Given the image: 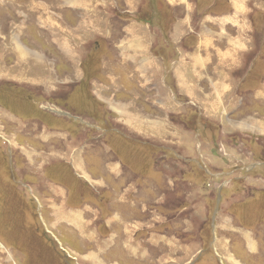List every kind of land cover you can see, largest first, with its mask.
<instances>
[{
  "label": "rangeland",
  "instance_id": "obj_1",
  "mask_svg": "<svg viewBox=\"0 0 264 264\" xmlns=\"http://www.w3.org/2000/svg\"><path fill=\"white\" fill-rule=\"evenodd\" d=\"M0 111V264H264V0H0Z\"/></svg>",
  "mask_w": 264,
  "mask_h": 264
},
{
  "label": "crops",
  "instance_id": "obj_2",
  "mask_svg": "<svg viewBox=\"0 0 264 264\" xmlns=\"http://www.w3.org/2000/svg\"><path fill=\"white\" fill-rule=\"evenodd\" d=\"M85 12H86V10H85ZM92 12H93V10H92ZM157 15V14H156ZM161 14L159 13V15L158 16H160ZM158 19H162V18H158ZM163 24L165 23V24H168V22L166 23V21L164 20L163 22H162ZM222 23V22H221ZM44 25V24H43ZM165 29V28H164ZM37 35H38V33H37ZM164 37V38H163ZM161 38H163V39H167V36H164V35H161ZM71 43H72V41H71ZM128 47V46H127ZM64 48H66L65 47V45H63L62 47H61V49L63 50ZM219 52V51H218ZM63 53L66 55V56H71V54H73V53H70V52H67V51H64L63 50ZM220 53V52H219ZM228 53V52H227ZM220 54H226V53H220ZM229 55H231L232 57H233V55L229 52L228 53ZM121 71V70H120ZM30 72H32V71H30ZM122 72V71H121ZM33 77H35V79L34 80H36L37 79V77L36 76H33V75H27L26 74V80H24V79H21L20 81H22V80H24V81H26V84L27 83H29L30 85H35V84H32V83H36V82H34V80L32 79ZM28 78L30 79V80H28ZM37 84H39L38 82H37ZM164 84V86L166 85L165 83H163ZM40 85V84H39ZM117 85H118V83H117ZM36 86V85H35ZM167 88H169V86L167 87ZM232 98V97H231ZM173 99V98H172ZM108 100V98H106L105 99V101L108 103V105H109V102L107 101ZM42 102V101H41ZM116 103H117V107H116V111L120 114V118H121V120H122V122H123V125H125L126 127H129L130 129L132 128V123H130L129 121H131V119H130V115L131 116H133V113H126V110L128 109V106L130 105L128 102H125V103H119L118 102V100L116 101ZM37 106H39L40 105V102L39 101H37L36 103H35ZM132 105H134V104H132ZM110 106V105H109ZM131 106V105H130ZM111 107V106H110ZM112 108V107H111ZM120 108V109H119ZM121 108L123 109V110H121ZM113 109V108H112ZM132 111H136V109L135 108H133L132 109ZM49 113H51V114H54V113H52V112H49ZM56 114H57V112H55ZM55 114V117H57L58 119H59V115H56ZM61 114H63V113H61ZM7 115H8V117H7ZM23 115H25V114H23ZM22 116V115H21ZM26 117H31L30 115H25ZM0 117H2V118H5V119H11V121L12 122H14L15 121V119H17L15 116H13L12 114H9V113H6L5 111H0ZM23 117V116H22ZM140 119L142 120V119H145L144 117L142 118V116L140 115ZM20 121V124L18 125V129H20L21 130V128H22V126L24 125L22 122H21V119H17V121ZM55 120H56V118H55ZM145 120H147V119H145ZM36 123V122H35ZM15 126H17V125H15ZM101 126V125H100ZM102 126H105V125H103L102 124ZM67 131L65 130V131H58V130H53V129H48V127L46 126V124H41L40 125V127H39V130L37 131V133L35 134V138H36V144H38V145H40V144H46L47 142H51V141H54V140H61V146H62V142H64V146L66 147V146H68V148L66 149V154H68L69 153V157H68V161H70L71 162V164L73 163V162H75V160H73L72 159V157H71V154L73 153V154H76L77 156H79L80 158H81V153L82 154H84V153H87L89 150H91V151H93V149L92 148H94L95 149V152H94V158H93V160H91L90 162H88L87 160H85L84 158H81V159H84V160H82L83 162H85L86 164H90L93 168H94V170H95V172H96V170H99L100 171V173H102V174H104L105 176H109L110 177V181L116 186H120V184H122L123 183V175H124V169H125V167H124V165L122 164V162L121 161H119V160H116V159H113L112 157L109 159V157L111 156V154L113 153V149H111V144H109V141L108 140H106L105 139V137L107 136V135H112V136H115L116 137V139H120V140H128V141H132V139H131V137L128 135V134H126V133H124L123 131H121L119 128H117V127H113V126H111V127H103V128H101V130H100V132L96 135V136H94V137H92L91 139H88V142H84L83 144L81 143V144H74V145H70L69 144V142H67L66 144H65V141H67L69 138H71L72 136H68V139H67ZM22 136H24L26 139H28V137H29V134H23ZM23 137V138H24ZM129 137V138H128ZM26 139L24 140V139H22V140H20L21 142L20 143H22V144H24V146H27L28 145V143H27V141H26ZM111 142V141H110ZM85 148H87V149H85ZM97 148V149H96ZM100 154V155H99ZM101 154H103V155H101ZM92 156V157H93ZM78 161H81V160H79L78 159ZM89 165V166H90ZM81 167V166H80ZM70 168V167H69ZM82 168V167H81ZM68 169V168H67ZM72 169H73V173L76 175V177H78L79 179H81L82 181H83V183L85 184V183H88V184H90L91 183V180L90 179H88V177L87 176H84L82 173H79V172H77L74 168H73V164H72ZM70 170H71V168H70ZM81 170H83V168L81 169ZM76 171V172H75ZM83 172V171H82ZM84 172H85V170H84ZM89 172V171H88ZM65 173V172H64ZM59 174L58 173V179H61V178H66V176H65V174ZM86 173V172H85ZM87 174V173H86ZM72 175V174H71ZM89 175H91L92 176V178H98L99 176H94L91 172H89ZM100 176H102V175H100ZM100 180H103L102 178H99ZM90 180V181H89ZM117 180V181H116ZM71 182H72V190H73V193H74V188H75V179L74 178H72L71 179ZM90 182V183H89ZM222 183H223V180H221L220 182H218L217 184L219 185V187L221 188V185H222ZM136 183H135V181H130V182H128L127 183V190H131V188H132V186L133 185H135ZM91 187V186H90ZM220 188H219V190H220ZM91 189H93L94 191H97L98 189L96 188V186H95V188H92L91 187ZM134 192H135V190H134ZM74 195H75V193H74ZM94 196H95V194H93ZM73 212H74V215H75V217H78V216H80V214H81V210L80 209H78V208H75L74 210H73ZM76 213V214H75ZM86 213V211H84V214H82V216H84L86 219H85V223L86 224H90V222L92 221V218H93V212H89V213H91L90 215H86L85 214ZM71 216L73 217V214H71ZM71 222V221H70ZM74 226H77V227H79V223L77 224H73ZM132 222L131 223H129L127 226H123V229H131L132 228ZM125 227V228H124ZM74 228V227H73ZM75 229V228H74Z\"/></svg>",
  "mask_w": 264,
  "mask_h": 264
},
{
  "label": "bare ground",
  "instance_id": "obj_3",
  "mask_svg": "<svg viewBox=\"0 0 264 264\" xmlns=\"http://www.w3.org/2000/svg\"><path fill=\"white\" fill-rule=\"evenodd\" d=\"M54 18V17H53ZM53 110V109H52ZM1 131V130H0ZM10 143V142H9ZM16 145V144H15ZM80 167V166H79ZM83 170H84V168H83ZM84 173V175L85 176H87L88 177V179H90V177L88 176V174H86L85 172H83ZM91 180V179H90ZM76 214V213H75ZM73 219H78L77 217H75V215L73 214V217H72ZM90 255H89V257H91V258H93L95 255L94 254H92L91 252L89 253Z\"/></svg>",
  "mask_w": 264,
  "mask_h": 264
}]
</instances>
